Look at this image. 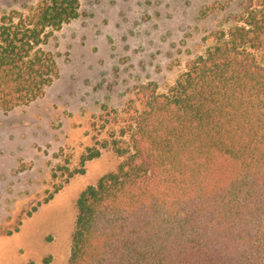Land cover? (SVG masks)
Instances as JSON below:
<instances>
[{"label": "trees", "instance_id": "trees-1", "mask_svg": "<svg viewBox=\"0 0 264 264\" xmlns=\"http://www.w3.org/2000/svg\"><path fill=\"white\" fill-rule=\"evenodd\" d=\"M79 8L39 0L3 11L1 109L58 77L42 45ZM235 21L164 91L139 83L121 108L93 116L94 144L65 182L102 149L124 158L81 191L69 264H264V0H246Z\"/></svg>", "mask_w": 264, "mask_h": 264}, {"label": "rangeland", "instance_id": "rangeland-1", "mask_svg": "<svg viewBox=\"0 0 264 264\" xmlns=\"http://www.w3.org/2000/svg\"><path fill=\"white\" fill-rule=\"evenodd\" d=\"M38 1L0 0V17ZM79 2V15L42 45L58 77L33 101L0 108V264H69L81 191L124 158L102 149L65 182L94 144L93 116L121 108L139 83L154 80L159 91L174 84L215 42L214 30L236 23L246 0Z\"/></svg>", "mask_w": 264, "mask_h": 264}]
</instances>
